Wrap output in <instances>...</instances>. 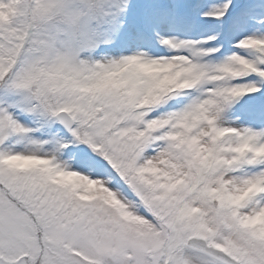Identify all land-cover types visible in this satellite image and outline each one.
Here are the masks:
<instances>
[{
  "label": "snow or ice",
  "instance_id": "snow-or-ice-1",
  "mask_svg": "<svg viewBox=\"0 0 264 264\" xmlns=\"http://www.w3.org/2000/svg\"><path fill=\"white\" fill-rule=\"evenodd\" d=\"M0 264H264V0H0Z\"/></svg>",
  "mask_w": 264,
  "mask_h": 264
}]
</instances>
